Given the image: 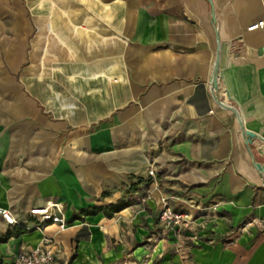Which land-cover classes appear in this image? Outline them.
<instances>
[{
    "label": "crops",
    "instance_id": "crops-1",
    "mask_svg": "<svg viewBox=\"0 0 264 264\" xmlns=\"http://www.w3.org/2000/svg\"><path fill=\"white\" fill-rule=\"evenodd\" d=\"M79 7L75 19L38 20L74 49H41L33 88L26 73L6 81L23 33L7 48L0 33V207L26 228L0 241V264L45 238L51 264H142L146 251L153 264H188L160 227L161 197L200 225L193 264H264V30H247L264 0ZM120 199L128 205L110 217L71 218ZM53 200L67 204V223H36L29 210ZM16 224L0 215V236Z\"/></svg>",
    "mask_w": 264,
    "mask_h": 264
},
{
    "label": "rangeland",
    "instance_id": "rangeland-1",
    "mask_svg": "<svg viewBox=\"0 0 264 264\" xmlns=\"http://www.w3.org/2000/svg\"><path fill=\"white\" fill-rule=\"evenodd\" d=\"M1 1L6 2V11L0 12V21L4 24L3 27L1 26L0 33L3 34L4 30V33L6 35V48L7 45H11L12 47L14 46L13 41L18 34L23 33L24 39L26 40V44H24L22 49L23 57L20 60V63L15 66V68L12 65L13 61H10V63H8L10 59H7L6 55V81L7 79H9L14 83H18L20 82V75L26 73V82L28 88H33L36 73L35 61L36 57L40 54L41 49H43V51H51L54 46L58 50L65 52L69 49H74L72 48L73 45H71V48L68 47L66 34H62L63 36L61 34H58L56 32V28H53L51 26L42 28L36 27V25H39L38 20H50V18L53 16L75 19L78 17L77 15L82 12L81 10H78L80 9L79 5H82V0H0V2ZM64 3L71 4V10L66 11L57 9ZM41 6L46 9L41 10ZM51 6L54 7V10L50 9ZM74 28L77 29L76 26ZM36 29L39 33H43L44 37L42 43H40L41 38L39 39V43L36 42ZM20 30L22 31L21 33H19ZM42 60L44 61V68L51 67L52 60L50 58ZM40 61L41 60L39 59V62ZM46 72L49 71L46 70ZM27 94L29 95V91H27ZM8 98L9 96L6 92V99ZM10 98H12V96H10ZM53 201L60 203L64 223L66 224V213L68 210L67 204L59 202L57 200ZM168 203L171 206L172 210L178 213H184L187 216H185L184 220H182L179 224L169 227H165L159 221L160 227H162L166 231V233H163V230L160 231L161 237L162 233L166 234L164 236L169 235L170 240L174 244L172 252L180 253L182 257H185L187 259L188 264H193L194 260L190 252V248L194 247L196 244V240L200 238V234L198 232L200 225H196L194 221V213L192 214V212H190L188 209H182L181 204L172 201ZM139 205L140 207H143L144 203H140ZM192 205L195 206L196 204L193 202ZM161 207L162 203L159 202L157 209L158 216ZM204 209L205 208H202V210ZM142 254L143 255H141L140 257V261L142 264H153L157 260V257L151 256L147 251Z\"/></svg>",
    "mask_w": 264,
    "mask_h": 264
},
{
    "label": "built area",
    "instance_id": "built-area-1",
    "mask_svg": "<svg viewBox=\"0 0 264 264\" xmlns=\"http://www.w3.org/2000/svg\"><path fill=\"white\" fill-rule=\"evenodd\" d=\"M255 28H262L264 30V19L258 20L247 27V30ZM155 170L150 168L148 174L153 176ZM160 202L162 207L159 212V221L165 226H174L179 224L184 217L187 216L184 213H178L172 210L168 203V199L161 197ZM29 214L35 217L39 222L57 223L60 227L64 226V218L60 203L54 201H48L45 205L36 206L29 210ZM0 215L9 224L18 223L14 218L10 210L0 207ZM40 227V226H38ZM55 252L51 246L49 239L45 238L37 246L29 250H22L17 253L11 264H51L54 260Z\"/></svg>",
    "mask_w": 264,
    "mask_h": 264
},
{
    "label": "trees",
    "instance_id": "trees-1",
    "mask_svg": "<svg viewBox=\"0 0 264 264\" xmlns=\"http://www.w3.org/2000/svg\"><path fill=\"white\" fill-rule=\"evenodd\" d=\"M130 190H135L134 187H130ZM128 205V201L124 200V199H120L116 202H113V203H109V204H106V205H101V206H87L85 208H82L79 213H73L71 218H74V217H78L80 215H85V214H95L97 213L98 211H102V213L105 215V216H112L113 213L121 210L122 208L126 207ZM36 223L42 225L41 222L39 221H36ZM45 224V223H43ZM26 230L25 226H21L19 224H16L15 226H13L12 229L8 230L5 234H3L2 236H0V241L4 240V239H7L8 237L14 235V234H18V233H21V232H24Z\"/></svg>",
    "mask_w": 264,
    "mask_h": 264
},
{
    "label": "water",
    "instance_id": "water-1",
    "mask_svg": "<svg viewBox=\"0 0 264 264\" xmlns=\"http://www.w3.org/2000/svg\"><path fill=\"white\" fill-rule=\"evenodd\" d=\"M218 53L216 54V59L214 61V70H213V88L216 86V76L218 72ZM233 111H235L233 108H231Z\"/></svg>",
    "mask_w": 264,
    "mask_h": 264
}]
</instances>
